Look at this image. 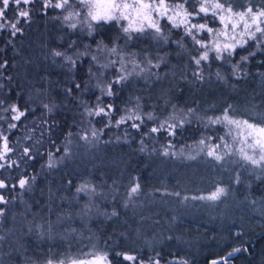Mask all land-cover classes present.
Returning a JSON list of instances; mask_svg holds the SVG:
<instances>
[{"label":"trees","instance_id":"trees-1","mask_svg":"<svg viewBox=\"0 0 264 264\" xmlns=\"http://www.w3.org/2000/svg\"><path fill=\"white\" fill-rule=\"evenodd\" d=\"M231 2L237 8L249 3L254 8L264 6V0ZM32 5L31 19L26 23L21 19L18 24L21 32L11 34L15 5L7 10L9 23L0 29V64L7 62L0 68V84L4 85L0 100L5 101L3 107L17 103L26 111L20 121H11L10 112L0 111L7 118L0 121V134L8 137L13 149L0 161L5 164L0 168V181L6 184L0 194L7 200L0 204L4 209L0 215V264H45L50 258L69 260L90 250L107 252L113 264H141L157 253L161 264H211L213 260L220 264H264V216L255 210L264 208V192L256 190L264 186V179L258 188L252 185L248 189L247 175L242 172L235 186L237 197L232 201L244 199L245 207L219 216L224 202L231 199L202 204L183 198L205 194L217 186L232 187L233 167L184 162L149 147L145 150L137 132L126 141L96 140L84 146L75 129L89 117L84 113L85 104L94 105V94L100 95L94 87L96 78L88 76L90 60L71 54L82 48L79 35L63 29L58 20L51 21L53 11L43 8V0ZM110 33L106 27L100 29L93 42L106 39L108 34L114 36ZM73 41L76 46L69 48ZM54 50H66L76 60V67L54 56ZM170 56L156 76L115 85L116 95L103 97L104 104H114V117L137 104L143 113L160 118L173 109L189 107L195 108L198 116L219 115L229 104L238 118L259 120L264 114V51L242 65L239 78L232 75L229 64L210 61L204 65L203 82H193L191 56ZM217 70L225 80L215 77ZM93 71H98L97 66L93 65ZM45 104L54 107L48 111ZM8 121L17 127L9 130ZM180 130L185 135L198 133L192 126ZM26 147L32 159L24 155ZM49 152L64 155V160L49 168ZM212 168L224 169L221 179L209 187L196 184L193 177ZM20 178L30 181L25 189L19 187ZM84 183L95 189L93 199L85 192H76ZM136 183L140 185L138 196L126 199ZM249 210H253L250 216ZM252 216L260 221L253 222ZM49 231L53 239H49ZM237 248L241 250L233 252ZM117 252L138 259L124 260Z\"/></svg>","mask_w":264,"mask_h":264},{"label":"snow or ice","instance_id":"snow-or-ice-1","mask_svg":"<svg viewBox=\"0 0 264 264\" xmlns=\"http://www.w3.org/2000/svg\"><path fill=\"white\" fill-rule=\"evenodd\" d=\"M35 0H0V29H3L9 21L7 20V10L11 5L16 6L14 16L15 22H11L12 35L15 36L22 30L18 27L21 19L25 22L31 19V9L29 7H22L31 5ZM192 7L189 8L188 5ZM43 8H53L61 10L63 13L62 20L67 24L70 30L80 28L81 32H85L89 37H94L95 34L102 29L105 25L115 26L119 29L128 41H131L133 34L148 35L151 34L152 39L164 43H168L170 33L173 29H182L185 37H191L193 45L197 49V54L190 57L191 63L195 65L192 70L193 82H203L205 79L204 65L209 64L210 61H219L231 66L232 75L239 78V73L242 70V65L249 62L250 57H254L257 51H264V6L254 8L250 3L241 8H237L231 0H43ZM211 16L210 21L208 17ZM79 18V19H77ZM166 21L170 28L165 31L166 25L162 23ZM202 21V22H201ZM219 21L221 27H210V23ZM206 32L207 37L201 35ZM222 38V39H221ZM120 35H116L111 40V47L105 42L102 37L96 41V53L91 52V45L84 44V51H79L75 55L77 58L91 57L88 76L89 79L95 77L97 83L94 85L100 92L96 97V104L94 107H89L87 104L84 106V113L88 116H103L108 118L104 128H109L114 125L119 127L132 121L131 127L141 129L145 123V117L140 112V106L137 104L135 108H125L123 111L125 115H121L118 119L114 118L116 111L113 103L104 104L103 97H112L116 95L114 91L115 85H124L125 81L133 74L139 76L141 73L149 72L151 67H159V63L153 64L152 60L145 56L146 65L141 66V62L133 57L130 61L125 59V53L122 51L117 41ZM181 41H175L181 48L184 47ZM76 46V41L68 45L69 48ZM251 46L252 50H249ZM238 50H244L246 54L240 55L239 60L233 62L232 58L238 55ZM103 53H108L109 56H116L119 59H108L107 63H101L100 56ZM214 53V55H210ZM53 55L63 57V59L70 63L72 68L76 67V60L66 52L53 51ZM132 64V70L129 71L127 63ZM0 64V68L5 67ZM119 63L120 67L115 66ZM93 65L97 66V72L93 71ZM115 68V75L112 80H106L105 69ZM138 69V71H137ZM211 75V73H209ZM215 77L218 80H225V75L217 70ZM9 79H11L9 77ZM187 79V76L184 77ZM4 85L0 84V88ZM76 88L80 89L81 85L76 84ZM71 89H69V94ZM81 103H84L81 101ZM4 100H0V111L4 113H11V121H20L22 117H26V111L21 110L17 103H11L7 107H3ZM54 107V106H52ZM48 104L44 108L48 111L52 110ZM175 107V106H173ZM233 106L229 104L224 108L223 113L218 116H198L195 108L189 107L186 110H179L172 114L167 119L161 120L159 124H155L156 117L152 113H147L146 119L153 121L154 126L148 129L150 133L167 132L169 136H175L177 129L185 128V125H191L193 120H198L204 128H211L221 126L226 129L224 134L218 137L211 135L203 136L196 142L199 152L214 160L217 163L221 162L225 156L232 154L233 144L228 142L231 137L232 141L239 140L243 147L238 149L241 159L250 163L254 168L261 169L264 174V114H261L259 120L237 119L233 115ZM0 121H7L4 115H0ZM139 121V123H137ZM9 130L17 127L16 123L7 122ZM104 129H92L91 135L94 139H99V133ZM43 135V134H42ZM148 135V133H144ZM82 140H88L87 135L80 137ZM0 140L3 141L2 150H0V161L7 159V153L13 149L9 147L8 137L0 134ZM174 147L171 141L163 150L164 156H177V153L170 152L169 148ZM141 151L144 149L141 148ZM248 150H251V154ZM199 152L197 155H199ZM258 153V155H257ZM24 155L32 159L30 149H24ZM67 155V149H65ZM179 155H183L181 152ZM49 162L48 167H55L56 162L52 159V153H48ZM186 159H196L195 155H188ZM11 162L8 166H12ZM5 167L4 163H0V168ZM35 179L34 177L32 178ZM239 182V178H237ZM30 181L28 178L19 179V187L25 189L29 186ZM6 187L3 181H0V189ZM140 191L138 183L133 184L128 191V198L131 200ZM77 193L85 192L86 194H95V189L87 183L81 184L76 189ZM226 194V189L217 186L214 191L208 195L192 197V199H200L207 201H217ZM179 196V193H174ZM187 199V197H185ZM6 198L0 194V204H6ZM86 214V213H85ZM0 215H4V209L0 208ZM112 215H116L115 212ZM2 239V237H0ZM49 239H53L51 231H49ZM241 249H233V252H238ZM159 253L155 257H149L147 262L141 261V264H161ZM229 256L232 253L228 254ZM116 256H123L124 260L135 261L138 258L128 255L126 253L117 252ZM223 259V258H222ZM46 264H65L64 260L54 261L48 259ZM68 264H113L109 259L107 252H89L83 253L81 256L69 258ZM173 264H180L174 261ZM186 264V262H184ZM211 264H220L219 261L213 260ZM225 264L227 262L225 261Z\"/></svg>","mask_w":264,"mask_h":264},{"label":"rangeland","instance_id":"rangeland-1","mask_svg":"<svg viewBox=\"0 0 264 264\" xmlns=\"http://www.w3.org/2000/svg\"><path fill=\"white\" fill-rule=\"evenodd\" d=\"M36 1V0H35ZM34 4V3H32ZM27 5V6H23L22 7H29L31 8V6L34 5ZM53 11L54 15H50V20L51 21H55L58 20L61 27L63 29L68 30L70 33H75L79 35L80 38V42L82 43V48H79V50L73 51L71 54H76L79 51H84V44H89L91 45V52L94 54L96 53V42H93L94 37H89L86 35V28H85V32L82 33L79 26L77 29L75 30H70L67 27V24L63 22L62 20V16L63 13H61V10L59 9H53V8H49ZM79 19V18H77ZM208 19L211 21L212 17L209 16ZM202 22V21H201ZM24 23H26L24 21ZM163 24L166 25L165 31H167L168 28H170V25H167L166 21H162ZM210 27L213 28H219L221 27V25L219 24V21H214L212 23H210L209 25ZM107 28L109 32H111L110 34L114 35V36H109V34L106 36L105 42L109 44V47H111V40L112 38H114L116 35H120V39L117 41V44L120 46V48L122 49V51L125 53V59L127 61H130L133 57L137 60V62H141V66H145L146 65V60H145V56L147 55L148 58H150L152 60L153 64H157L159 63V67H151L149 69V72L146 73H141L139 76L133 74L131 77H129V79L125 82H128L132 79H141V80H148L149 77H154L157 75V72L160 71V67L162 64H165L168 61V58L172 56H176V55H189V56H193L195 54H197V49L196 47L193 45V41L191 39V37H185L183 34V30L182 29H173L172 32L170 33V39L168 43H164L163 41L157 42L155 40L152 39L151 34L148 35H139V34H133L134 38L131 41H128L127 38L120 33L119 29L117 27L113 26H108L105 25L103 28ZM201 35L207 37L208 34L206 32L202 33ZM182 39V43L184 45L183 48H181L175 41H181ZM222 39V38H221ZM144 41V42H141ZM137 43V44H136ZM249 50H252L251 46H249ZM61 52H66V50H63ZM260 52L257 51L256 54ZM238 55L234 56L232 58V61L235 62L237 60H239V56L241 54H246V52L244 50H238ZM128 54V55H127ZM141 54H145V55H141ZM164 54V55H161ZM210 55H214V53H210ZM89 58V60H91L90 56H87ZM101 59V63H107L108 59H116L118 60L119 58L116 56H109L108 53H103L100 56ZM116 68H119L120 65L119 63H117V65L115 66ZM132 64L129 62L127 63V68L129 71L132 70ZM113 70H115V68H109V69H105V78L106 76H108L109 81L113 79L114 75H115V71L114 73ZM138 71V69H137ZM108 74V75H107ZM99 95H95L92 98V102L96 104V97ZM95 104H88L89 107H94ZM130 108H135V106H132ZM177 111H179L178 109L176 110H172L168 115H166L165 117H157L155 115H153L154 117H156L155 120V124H159V122L161 120L167 119L168 117H170L172 114L176 113ZM140 112L144 115L145 117V123L141 126V129L138 131L137 129H134L131 127V123L132 121H129L126 124H122L119 127H116L113 123L112 126H110L109 128H104L105 123L108 122V118L107 117H103V116H89L86 117V121L84 124H81L78 128L75 129V133L77 134V137H81L83 135H87L89 137L88 140H82V144L85 146L93 144L96 140L99 141H104L105 139L107 140H111L114 142H121V141H126L128 140V138L130 137V135H134V133H139L140 135L138 136L140 138L139 142L140 144H142L143 148L145 150H149V148H151L152 151H157L159 153H163V150L165 147L168 146L169 141H171L172 145H174V147L169 148L170 152H175L177 153V156L173 157L171 155L167 156L170 157L172 159H176V160H181L184 162H196V161H205V162H209V163H213L216 165H224L226 168H230L233 167L235 170L234 173V178L232 181V187H224L226 189V194L224 196H222L219 200H221L222 198H224L225 200L227 199H231L228 200L226 202H224L222 209H220L219 211V216L225 215L227 213H234L237 210H241L243 207H245V201L244 199L239 200V202H233L232 200L236 199V193L237 190L235 189V186L238 184L237 182V178H239V182L240 177H241V173L244 172L247 176H246V186L249 189L250 186H255V188H258L259 185L258 183H260V181H262V179H264V174L261 173V169L259 168H254L250 163L244 161L243 159H241L240 154L238 149L240 147H243L242 144H240L239 140H236L235 142L232 141V138L229 137L228 138V142L233 144V152L230 155L225 156V158L217 163L214 160H210L208 159L204 153L199 152V148L196 146V142L201 139L202 135L203 136H208L211 135L214 138L218 137L219 135L224 134V132L226 131L225 128L221 127V126H215V127H211V128H204L203 125L198 121V120H193V123L191 125H185V127L187 126H192L194 128H196L198 130L197 135H193L189 132H187V135H185L182 130L177 129L178 131L182 132V135L179 136L178 134H176L175 136H169L167 132H160V133H150L148 132V129L154 126V122L153 121H148L146 119L147 113H143L141 110ZM149 113V112H148ZM151 113V112H150ZM153 114V113H152ZM121 115H125V112H121L120 114H116L115 115V119H118ZM221 115V114H219ZM214 116H218V115H214ZM205 117V119L207 118V116H203ZM236 117V116H235ZM237 119H242V118H238ZM99 122L98 125H96L95 123L92 124V121ZM137 123H139V121H137ZM92 129H104L103 132L99 133V139H94L92 138L91 132ZM144 133H148V135H144ZM104 135H107V137H105ZM187 138H195L193 140L187 141ZM0 150H2V147L0 146ZM249 153L251 154V150H248ZM181 152H183V155H179ZM199 152V155H197V153ZM188 155H195L196 159H186L185 157ZM258 155V153H257ZM52 159L55 162H62L64 160V155H59V156H53L52 155ZM49 159L47 157V165H48ZM224 173V169H221V171L215 170V169H202V172L193 177L195 178V182L196 184L198 183H204L202 186L205 187H209L211 185L214 184V182H216L217 180L221 179V176H223ZM189 176V175H188ZM191 176V175H190ZM192 177V176H191ZM248 177V178H247ZM188 178V177H187ZM215 190V189H214ZM211 190L209 192H206L205 194H199V195H190L187 197V199H190L197 202V203H202V204H214L215 202H218L219 200L213 202V201H207V200H200V199H192V197H199V196H206L209 193H211ZM258 191H262L264 192V186H262L260 189H256ZM129 191V190H128ZM96 193V191H95ZM85 195L89 198V199H93L92 196H94L95 194H86ZM136 196H138V193L132 198L134 199ZM249 199V197H247ZM126 199L128 198V192L126 194ZM183 200H185V197L183 198ZM259 206V205H258ZM255 210L257 211L258 214H261L262 216H264V208H262L261 206L255 208ZM246 212H253V210H249ZM245 212V213H246ZM255 213V212H254ZM252 215L251 213L249 214V216ZM257 215V214H254ZM252 216V220L253 222H259L260 219L259 217ZM89 252H96L94 250H90L86 253ZM65 264H68L69 260H64ZM46 264V263H45Z\"/></svg>","mask_w":264,"mask_h":264}]
</instances>
